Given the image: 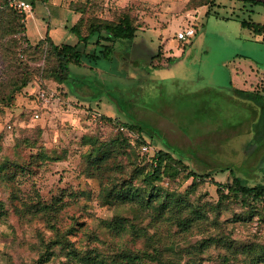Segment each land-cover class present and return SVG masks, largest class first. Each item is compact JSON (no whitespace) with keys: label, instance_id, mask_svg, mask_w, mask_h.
Wrapping results in <instances>:
<instances>
[{"label":"rangeland","instance_id":"374dc122","mask_svg":"<svg viewBox=\"0 0 264 264\" xmlns=\"http://www.w3.org/2000/svg\"><path fill=\"white\" fill-rule=\"evenodd\" d=\"M196 1L201 0H192L187 7H195ZM229 1L218 0L219 5H212L217 12L207 17L200 11L203 26L193 38L194 47L184 48L182 57L178 54L186 44L172 35L168 48L175 58L165 56V48L156 45L144 48L136 38L117 40L116 49H133L139 64L119 57L100 60L94 70L71 65L70 92L48 77L53 61L44 53L23 51L27 44L17 35L0 36V97L10 93L14 80L26 77L24 71L30 78L9 103H0V164L9 160L25 168L17 171L16 180L0 175V264H66L71 252L100 254L110 264H227L226 260L244 264L264 255V203L247 205L234 199L220 203L218 185L209 178L194 184L185 171L155 183L183 198L180 208L176 204V209L163 211L134 201L107 203L99 192L112 177L151 189L135 168L136 164L139 171L147 168L133 154L136 133H124L130 146L115 154L104 173L89 166L86 157L93 142L116 138L123 131L120 126L137 123L139 116L163 133L154 139L144 133L151 153L169 149L189 170L212 169L217 182L232 179L233 169L251 185L264 183V99L233 95L231 83L232 71L240 63L241 80L254 77L251 60L264 68V42L260 41L262 48H238L232 37L236 23L222 18L234 10V15L264 23V6L241 8L240 3L232 8ZM72 3L84 9L85 18L100 13L99 0ZM131 44L133 48H128ZM150 55L158 62L177 64L150 76L146 71ZM84 84L94 91L88 98L75 90ZM43 90L46 100L40 97ZM235 126V132L228 131ZM164 134L178 136L171 140L175 144H167ZM37 199L53 209L24 208V202ZM115 218L122 222L119 231L107 224ZM158 248L161 261L142 254L151 255ZM130 252L143 258L134 263L122 258Z\"/></svg>","mask_w":264,"mask_h":264},{"label":"trees","instance_id":"16d2710c","mask_svg":"<svg viewBox=\"0 0 264 264\" xmlns=\"http://www.w3.org/2000/svg\"><path fill=\"white\" fill-rule=\"evenodd\" d=\"M12 0H0V36L4 38L6 35H17L18 33H24L22 36H18L23 39L27 44V38L25 37V14L20 12V10L11 5ZM192 1V0H191ZM215 0H201L198 3L208 4L209 10L208 15L211 14V9H213ZM252 4H264L259 0H248ZM198 4V5H199ZM71 7L76 11L83 12L80 7L75 6L71 2ZM131 8L123 11L115 19H106L98 16H82L79 22L74 25L71 30L78 37V43H54L50 36L40 40L36 44H27V47L23 50L26 52L33 49L36 51H41L46 57H49L53 61L49 70L47 71L48 77L54 79L60 84H71V65H91L96 66L98 62L102 59H112L115 54V42L117 40H132L136 36L138 30V25L135 23L134 14H132ZM241 24L244 27L251 28L257 33H262L264 35V24L253 22L248 19H242ZM264 39V38H263ZM12 43L16 44V39H10ZM83 42L84 44L93 43L96 48L93 52H86L84 49H80L78 44ZM162 55L160 52L157 56ZM25 78H17L12 82V89L10 93L0 97V103H9L14 97V93L25 86L30 78L28 77V72L24 71ZM235 93L241 94L243 96L252 97L253 95L259 99H264V94L260 92L248 91L239 88H235ZM103 118V117H102ZM110 119V118H108ZM150 134L153 137V128L144 123H125V130L118 132L116 138L107 141H100L97 139L93 142V149L87 152L86 157L88 159V165L92 166L94 170L104 173L108 168V163L115 157L120 151L126 152L125 149L129 148L128 137L125 135H131L136 133V143L133 144V154L135 160L139 163L146 162L147 168L143 171H139L138 164L135 165L138 175H142V180L151 186V189L142 188L136 186L132 181H127L126 179H114L109 178L106 184H101L100 192L101 198L107 203L113 202H125L134 201L144 206L152 207L154 209L160 208L161 210H174L176 209V204L179 207L183 206V198L175 197L174 193H169L163 187L156 185L155 183L159 180H163L165 177H174L181 173V171L186 172L187 177L193 178V183L198 181H204L210 179V183L218 185V191L220 194V203L224 200L234 199L237 202L251 205L253 203H264V183L258 182L253 185L249 184L247 180L240 174L234 173L233 169L230 172L233 173L232 179H227L226 182L221 183L212 179L213 171L207 168V170H198L194 168H188L187 164L184 163V159L176 158L172 151L169 149H158L152 153H143L141 147L144 144L151 145V141L148 140L144 133ZM125 133V134H124ZM169 148V147H168ZM132 152V151H131ZM136 162V161H135ZM17 163H9V160L0 164V175L3 179L16 180L19 171H24V166L17 165ZM114 166H119L115 165ZM225 170V168H221ZM24 208L27 206L29 209L33 208L34 211H47L53 209L52 204H43L40 199L34 202H24ZM2 204H0V207ZM180 212L182 210H179ZM109 228L114 231H119L122 226V222L117 218L113 219L108 223ZM190 225L188 222L185 226ZM133 230V224H130ZM67 238L63 236V240ZM204 245V244H203ZM73 249V248H72ZM75 249V248H74ZM156 249V248H154ZM157 251L149 255L148 252L143 251L142 254L161 261L162 252ZM147 253V254H146ZM71 261L66 264H110L104 259L103 255L96 254L91 255L85 253L80 255L79 253H70ZM164 257V256H163ZM261 257V258H260ZM264 255H260L257 261L245 262L244 264H264ZM122 258L134 263L136 260H141L143 255L140 253H123ZM227 264H233L230 260H226Z\"/></svg>","mask_w":264,"mask_h":264},{"label":"crops","instance_id":"0c3cea01","mask_svg":"<svg viewBox=\"0 0 264 264\" xmlns=\"http://www.w3.org/2000/svg\"><path fill=\"white\" fill-rule=\"evenodd\" d=\"M26 1L30 2L32 5V9L25 13V37L27 38V44H36L47 36H50L51 40L56 44H61L63 42L70 44L78 43V37L73 33L71 28L79 22V19L83 15L81 12L76 11L71 7L70 4L73 0ZM259 1L264 2V0ZM198 2L199 1H196L194 3L196 4L194 5L195 7L188 8L187 6L191 3V0H99L100 7L98 8H100V13L98 14V16L106 19H115L123 11L131 8L133 14L139 19L135 42H143L144 48H153L154 45H156L158 49L165 48V56L175 58L173 49L168 48V41L169 38H171V35L172 37L177 39V31L185 28L186 26H193L196 29V34L193 37L189 38L187 41L177 39L178 43L183 42L186 44L185 47H182V49H180V53L178 54L179 57H182L185 53L184 48H187L188 46L191 48L194 47L196 40H193V38L197 36L199 28L203 26V22L199 20L200 11L206 17L209 16L207 14L209 5H200ZM214 2L215 6L219 5L218 0H215ZM229 3L231 4L232 8L236 7L235 5H238L240 3H243L241 8L246 7V5H257L252 4L248 0H230ZM260 5L264 6V4ZM212 11L213 9H211L210 15H212ZM216 12L217 11L214 10L213 14H215ZM232 12L230 15H223L222 18L236 23L234 25L237 27V31H235V33L232 35L234 39L233 44H237L238 48H244L245 46H248V48H262L260 41L264 42V35L262 33L255 32L251 28L242 26L241 20L245 18H241L239 15H234V10ZM247 19L252 20L250 16ZM139 31H141V33H138ZM198 40H200V38H198ZM78 47L90 53L93 52L96 48L93 43L84 44L83 42H80L78 44ZM128 48H133V45L131 44ZM157 53L155 55H157ZM155 55L148 56L149 63L146 71L150 76L159 75L161 72V68L173 67L171 65L172 63L174 64V67L177 64L175 60L169 63L168 61H162V58H160V60L162 59L161 62H158L159 58L154 57ZM237 55L243 56L241 53H237ZM131 56L133 57L132 59L130 58ZM119 57L122 60L129 59L130 61H132L134 66L139 64V57L136 55L133 49L126 50L125 52H119L115 46V54L113 58L116 59ZM240 64L237 65L232 71L231 83L234 85L232 94H236L235 88L254 92H264V68L258 67L254 60H251L250 69L252 70L254 77L249 76V80H241L239 74L243 70V67H241ZM85 67V69L89 68L91 70H94L99 66H91L86 64ZM63 85L67 86L66 84H62V86ZM67 87L70 92V87ZM75 90L81 97L85 98H88L94 92L92 89V85L86 84L78 86V88ZM67 95L69 97V94ZM227 97L230 98L232 96L231 94H228ZM78 100L80 102L83 101L82 98H77V101ZM81 103L92 105V103L89 101H84ZM137 121L138 123H144L148 125L144 121L141 122L142 119H140L139 116L137 118ZM148 126L153 128L151 125ZM235 129L236 126L228 131L235 132ZM160 133L161 132H156V130L152 132L153 139ZM163 136L166 138L167 144H175L174 142L172 143L171 140H174L175 137H178L175 135L174 138L166 137L165 134Z\"/></svg>","mask_w":264,"mask_h":264},{"label":"built area","instance_id":"2783aa9c","mask_svg":"<svg viewBox=\"0 0 264 264\" xmlns=\"http://www.w3.org/2000/svg\"><path fill=\"white\" fill-rule=\"evenodd\" d=\"M11 5L16 6L20 12L22 13H26L27 11H30L32 9V5L30 2L26 1V0H12L11 1ZM25 20V19H24ZM196 34V29L193 26H186L185 28L177 31L176 33V37L179 40L182 41H187L189 38L193 37ZM24 35V33H18L17 36H22ZM40 97L44 100L48 99V93L43 90L40 92ZM36 117H39V114L36 113ZM120 129L124 130L125 127L122 125L120 126ZM151 146H149L148 144H144L141 147V151L143 153H150L151 152Z\"/></svg>","mask_w":264,"mask_h":264}]
</instances>
